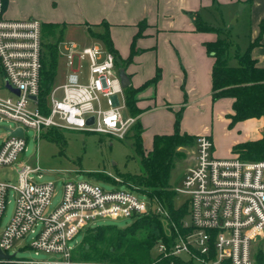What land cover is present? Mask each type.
Returning a JSON list of instances; mask_svg holds the SVG:
<instances>
[{
	"label": "built area",
	"instance_id": "2783aa9c",
	"mask_svg": "<svg viewBox=\"0 0 264 264\" xmlns=\"http://www.w3.org/2000/svg\"><path fill=\"white\" fill-rule=\"evenodd\" d=\"M41 22L36 18L7 19L0 0V68L19 94L0 96V119L11 120L23 136H6L0 144V166L16 163L26 149L24 129H78L128 136L135 116L127 114L124 88L113 53L97 44H66V81L48 96V110L41 112L37 95L41 68ZM87 62L85 81L81 77ZM76 62V65H75ZM61 95H57V91ZM32 96L35 99H32ZM92 118V123L87 120ZM40 167L22 163L14 187L0 182V221L14 191L15 207L9 222L0 230V249L13 255L0 264H75L70 241L98 219H133L158 215L167 234L152 249L155 258H180L193 264H255L252 245L264 232V160L240 157L219 158L213 153L209 135L195 138L194 163L187 169L180 193L188 204L187 216L177 225L169 211L146 196L140 199L129 182H114L130 190L107 191L90 181H65L60 204L47 211L54 186L37 182ZM30 236L27 243H23ZM30 248L40 259H17L13 247ZM108 264V263H105Z\"/></svg>",
	"mask_w": 264,
	"mask_h": 264
},
{
	"label": "crops",
	"instance_id": "0c3cea01",
	"mask_svg": "<svg viewBox=\"0 0 264 264\" xmlns=\"http://www.w3.org/2000/svg\"><path fill=\"white\" fill-rule=\"evenodd\" d=\"M17 2L6 0L5 18H34L29 12L14 8L12 5ZM51 2H59L62 6L63 23L72 24L78 33L82 29L84 41L80 45L97 44L105 49L100 41L92 38L94 41L88 42L87 37H90L89 29L100 31L103 24L108 26L116 51L117 71L123 70L129 79L128 86L137 90L135 99L139 113L135 118L140 126L141 141L147 144V149L155 135L173 133L177 114L179 132L194 138L209 135L213 153L219 158L233 157L236 154L234 145L262 137V118H249L229 126L227 115L232 113L233 99L213 100L211 70L214 58L206 52L205 43L214 41L217 33L199 30L197 22L226 33L227 29L215 25V20L218 17L223 20V16L228 20L235 18L228 32L233 29L232 40L244 49L249 40L258 35L260 23L264 21V0ZM241 4L243 8L239 13L237 7ZM252 56L264 67V34L259 45L253 48ZM128 58L130 61L125 63ZM154 78L157 80L152 82ZM263 240L264 232L252 245L254 260L260 257L262 264Z\"/></svg>",
	"mask_w": 264,
	"mask_h": 264
},
{
	"label": "trees",
	"instance_id": "16d2710c",
	"mask_svg": "<svg viewBox=\"0 0 264 264\" xmlns=\"http://www.w3.org/2000/svg\"><path fill=\"white\" fill-rule=\"evenodd\" d=\"M3 10L6 0H2ZM197 28L202 31H215L217 38L206 42V52L214 58L211 70L213 100L230 97L232 113L227 115L229 126L249 118H262L264 122V67L260 66L252 56V50L259 45L264 34V21L260 23L258 35L249 40L244 49L234 42L223 30L197 22ZM92 38L100 41L105 49L113 53L117 67L116 51L113 48L108 26L103 24L100 31L89 29ZM131 48H133V43ZM132 54V53H131ZM58 60V43L41 41L40 86L37 103L41 112L48 110V96L54 87V78ZM130 61L128 58L126 62ZM234 62V63H232ZM0 73L4 79L3 72ZM157 78L151 80L155 82ZM125 104L128 114L136 116V89L130 86L124 88ZM179 115L174 123V131L168 135H155L152 149L144 155L140 147L141 130L135 122L134 150L140 156L142 174L128 176L129 183L143 193L153 203H160L170 213L177 225L187 215L188 204L184 201L175 206L176 192L169 188V176L173 166L177 147L193 141L195 138L179 132ZM56 132V128H48ZM233 152L243 160H264V124L262 137L255 141H246L233 146ZM133 224L119 229L112 225H101L84 229V252L80 261L101 264H193L180 258H155L153 246L155 242L165 237L167 228L164 221L156 214L137 216ZM92 252V254L90 253ZM74 258V257H72ZM258 258V259H257ZM255 258V264H262L261 258ZM74 260V259H73Z\"/></svg>",
	"mask_w": 264,
	"mask_h": 264
},
{
	"label": "rangeland",
	"instance_id": "374dc122",
	"mask_svg": "<svg viewBox=\"0 0 264 264\" xmlns=\"http://www.w3.org/2000/svg\"><path fill=\"white\" fill-rule=\"evenodd\" d=\"M14 8L29 12L41 23V41L45 43H58V60L56 74L54 78V87L60 86L66 81L68 68L64 59L66 53V44L69 41H75L78 44L83 42L81 31L72 28V24L63 23L61 17L63 8L51 2V0H18L12 5ZM238 11V7H237ZM5 17V16H4ZM233 18L228 20L223 16V20L218 17L215 25L228 29L232 27ZM76 26V25H75ZM79 26V25H78ZM81 26L80 28H82ZM94 30V29H92ZM96 31V30H95ZM226 34L232 39L233 29ZM237 32V31H236ZM94 39V38H93ZM92 37H87L88 42L94 41ZM96 41V39H95ZM76 65V62H75ZM81 77L85 81L87 75V62L84 61L81 69ZM61 95V91H57ZM0 96H12L11 92L4 87V79L0 73ZM16 124L11 120L0 119V144L6 136L5 128H14ZM54 132L50 129H42L39 133L30 128L24 129V138L26 149L18 155L16 163L0 166V182H4L14 187L17 183V170L22 163H28L31 166H39L41 177L37 173L31 176L37 182H50L54 189L50 199L47 211L57 207L62 199L63 183L65 181H90L94 182L107 191L120 189L128 190L125 184L116 183L113 177H118L122 182L128 183V176L142 174V165L140 156L134 150L135 131L131 130L124 139H117L110 135L95 133L92 131L78 129H56ZM141 141V139H140ZM141 150L144 155L152 149V144L147 149V144L142 143ZM192 142L176 148L173 166L169 176V188L176 192L174 197L175 206L181 205L185 200L184 194L180 193L181 182L187 171L192 165V156L194 153ZM146 148V149H145ZM235 157H240L235 154ZM130 191V190H128ZM140 199L145 195L139 191H131ZM15 207L14 191L11 189L8 194V202L0 221V230L9 222ZM187 216V215H186ZM185 216V217H186ZM184 217V218H185ZM133 224L132 219H110L102 218L90 223L89 227L94 228L101 225H112L119 229H124ZM84 230L81 231L69 243L73 248V259L75 264H101L96 262L80 261L84 252L85 241L83 240ZM30 239L28 236L23 243ZM264 252V240L261 242ZM14 254L17 259H40L43 254L36 255L30 248L13 247L8 252ZM92 254V252H90ZM258 259V258H257Z\"/></svg>",
	"mask_w": 264,
	"mask_h": 264
},
{
	"label": "water",
	"instance_id": "95a60500",
	"mask_svg": "<svg viewBox=\"0 0 264 264\" xmlns=\"http://www.w3.org/2000/svg\"><path fill=\"white\" fill-rule=\"evenodd\" d=\"M242 8H243V4L239 5V7H238V12L239 13H241ZM234 23H235V18H233L231 24H234ZM119 77H120V81H121L122 87L126 88L128 86V84H129V79H128L127 75L124 73L123 70L119 71ZM4 87L6 89H8L11 93H14L16 95L19 94L18 90L13 88V87H11L10 84L6 80H4ZM32 99H35V97L32 96ZM92 120L93 119L90 117L87 120V124H91ZM5 129L7 130L8 128H5ZM9 131H10V135H12V136H19V137L23 136V130L21 128H17V129H14V130H9ZM12 256L13 255H8V254L3 253V251L0 249V259H9Z\"/></svg>",
	"mask_w": 264,
	"mask_h": 264
}]
</instances>
